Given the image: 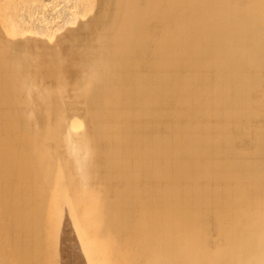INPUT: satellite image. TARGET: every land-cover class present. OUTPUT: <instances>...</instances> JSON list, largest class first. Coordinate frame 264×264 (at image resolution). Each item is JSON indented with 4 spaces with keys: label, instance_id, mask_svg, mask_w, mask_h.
<instances>
[{
    "label": "bare ground",
    "instance_id": "1",
    "mask_svg": "<svg viewBox=\"0 0 264 264\" xmlns=\"http://www.w3.org/2000/svg\"><path fill=\"white\" fill-rule=\"evenodd\" d=\"M11 1L22 4L0 0L2 28ZM91 2L63 7L76 13L55 44L41 39L51 16L15 45L0 27V127L27 151L42 138L47 160L38 223L21 232L2 161L21 158L7 161L20 170L6 162L19 189L40 165L16 157L11 138L3 148L0 128V264H264V0H97L86 18ZM79 40L99 44L94 60L79 43L77 61Z\"/></svg>",
    "mask_w": 264,
    "mask_h": 264
},
{
    "label": "rangeland",
    "instance_id": "2",
    "mask_svg": "<svg viewBox=\"0 0 264 264\" xmlns=\"http://www.w3.org/2000/svg\"><path fill=\"white\" fill-rule=\"evenodd\" d=\"M21 1H22V4H20V3H15V2H13V1H11V2H10V3H11L10 5H9V3H8V4L6 3L7 6H6V5H2V9L5 7L7 10H9V11H7V10H5V8H4L3 10H1V11H3V13H4V19L6 18L5 20H7V21H6V23L4 24L5 27L3 26V28H2V26H0V27L3 29V31H1V32H2L1 34H2V35L5 34V37H7V40H10L9 42L7 41L8 44H11V42H12V45H13V42H14V41L21 40L22 37L24 36L23 38H25L26 35L29 36V37H33V38H34V37H38V34L35 35V33H37L36 31H38V29L40 28V27H39L40 25L37 24L36 22H38V21L40 22L41 19L44 18V17H46V16H47V17L51 16L52 24H53V25L51 26V28H49L51 31H50V30H47L46 33H45L46 35H45V36L42 35L41 39H44V38L47 39L46 41L49 42L50 45H51V43H52V44H55V43H56V36H59V31H60V30H58L57 27H61V24L64 26L63 23H66L67 21L69 22V19H70V17H71V15H70L71 12L73 13V12L75 11L74 9H76V8L78 9V6H77L78 4L75 3V0H73L74 2H73L72 0H71L72 2H71V1H70V2H67V1H69V0H66V1H65V0H47L48 4H47L46 6H44L45 8L43 7V4H41L40 2H38L39 0H37L35 3H33V5L35 6V5L37 4V5H40V6H37V5H36L35 7H34L32 4L29 5V1H30V0H21ZM49 1H50V2H49ZM55 1H56V2H55ZM91 1H92V2L90 3L91 5L89 4L88 8L85 7V9L87 8V10H88V12H87V15H88V16L86 15V16H85L86 18H89V17L91 18V17H93V14L96 15V13H95V9H96V4H97L96 1H97V0H96L94 3H93V0H91ZM5 2H6V1H5ZM25 2H26V5H27V6L25 5V7H24ZM27 2H28V4H27ZM14 3H15V6H14ZM39 3H40V4H39ZM68 3H69V4H71V3L74 4V3H75V7H76V8L73 7L74 9H72V10H74V11L69 10V9H71V8H69V9L66 8V7H69V4H68ZM12 4H13V6H12ZM18 4H19V5H18ZM55 4H56V5H55ZM67 4H68V6H67ZM16 5H17V6H16ZM20 5H22L21 8H19ZM28 5H29V6H32V8H31V9H30V7L28 8ZM65 5H66V7H65L64 9H65V10L68 9V13H66V15H65L64 13L67 12V10L65 11V10L63 9V7H64ZM3 6H4V7H3ZM9 6H10L11 8H10ZM52 6H53V7H52ZM90 6H91V7H90ZM15 7H16V10H15ZM17 7H18V8H17ZM26 7H27L28 10L26 9ZM55 7H56V8H55ZM22 8H24V9H26V10H23ZM35 8H36V9H35ZM21 9H22V10H21ZM33 9H34V10H33ZM43 9H44V10H43ZM49 9H50V10H49ZM60 9H61V10L63 9V11H61ZM93 9H94V10H93ZM4 10H5L6 14H5ZM10 10H11V11H10ZM12 10H13V11H12ZM17 10H18V12H19V10H20V12L18 13ZM36 10H37V11H36ZM50 11H51V12H50ZM58 11H59V12L61 11V12L59 13ZM8 12H9L11 15L13 14L12 16L15 15L14 17H15L16 19L14 20V17L12 18L11 15H9ZM12 12H13V13H12ZM14 12H15V13H14ZM16 12H17L19 15H18ZM22 12H23V13H22ZM48 12H49V13H48ZM56 12L59 13L58 16H57V13H56ZM96 12H97V11H96ZM7 13H8V14H7ZM20 13H21L22 15H21ZM75 13H76V11H75ZM16 14L18 15L17 17H16ZM51 14H52L53 16H52ZM60 14H61V16H62L63 14H64V15L61 17ZM106 14H107V13H106ZM43 15H44V16H43ZM69 15H70V16H69ZM6 16H7V17H6ZM9 16H10V17H9ZM21 16H22V17H21ZM27 16H28V17H27ZM31 16H33V17H32V20H30V19H31ZM34 16L36 17L35 19H33ZM40 16H42L41 19H39ZM55 16H56V17H55ZM64 16H65V17H64ZM81 16L83 17V15H81ZM19 17H20V18H19ZM23 17H24V19H23ZM25 17H26V19H25ZM29 17H30V18H29ZM37 17H39V18L37 19ZM53 17L57 18V19H56L57 21H56V20L54 21V18H53ZM58 17H60L59 20H58ZM68 17H69V19H67ZM82 17H81V18H82ZM85 17H84V18H85ZM62 18H64L63 21H62ZM84 18H83V19H84ZM86 18H85V19H86ZM11 19H12V21L14 20V25H17V27L14 28L13 26H10L9 21H11ZM17 19H18V20H17ZM22 19H23V22H22ZM65 19H67L66 22H65ZM16 20H17V21H16ZM24 20H25V21H24ZM28 20H29V21H28ZM34 20H35V21L37 20V21H36V22H33ZM20 21H21L22 23H21ZM26 21H27V23H29V24H24V23H26ZM15 22H19V23L16 24ZM31 22H32V24H34V25H32ZM68 22H67L66 24H68ZM96 22H97V21H96ZM59 23H60V24H59ZM18 24H23V26H22V25L20 26V25H18ZM30 24H31V26H30ZM66 24H65V26H66ZM94 24H95V23H94ZM36 25H37L38 27H35ZM70 25L72 26L71 23L69 24V27H70ZM108 25H109V24H108ZM18 26H20V27H18ZM65 26H64V27H65ZM74 26H75V25H74ZM98 26H99V27L96 28V32H95V34H96L98 37H96V35L94 36V34H92V35L94 36V37H93L94 39H95V37H96V38L99 40V39H100L99 35H101V33H97V30L100 29V31H101V27H103V29H105V27H106L107 25L105 26V24H102L101 27H100V25H98ZM104 26H105V27H104ZM12 27H13V28H12ZM22 27L24 28V30H23ZM30 27H31L32 29H31ZM53 27H54V28H53ZM95 27H96V25H95ZM107 27H108V26H107ZM107 27H106V28H107ZM109 27H110V25H109ZM109 27H108V28H109ZM4 28H5V29H4ZM7 28H8V29H9V28H12V29H11L10 31H5ZM19 28H20V29H19ZM21 28H22V29H21ZM36 28H37V29H36ZM67 28H68V25H67ZM26 29H27V30H26ZM40 29H41V28H40ZM109 29H111V28H109ZM109 29H108L107 31H110ZM55 30H56V31H55ZM105 30H106V29H105ZM31 31H32V32H31ZM34 31H35V33H34ZM53 31H54V32H53ZM93 31H94V30H93ZM100 31H98V32H100ZM48 32H49V33H48ZM101 32H102V31H101ZM111 32H112V30H111ZM3 33H4V34H3ZM20 33H21V34H20ZM32 33H34V35H33ZM87 33H88V32H87ZM89 33H90V32H89ZM52 34H53V35H52ZM55 34H57V35H55ZM98 34H99V35H98ZM102 34H103V32H102ZM111 34H112V33H111ZM113 34H114V33H113ZM53 36H54V37H53ZM8 37H10V38L8 39ZM29 37H28V38H29ZM49 37H50V38H49ZM86 37H87V36H86ZM88 37H89V39H90L91 36L89 35ZM20 38H21V39H20ZM101 38H102V37H101ZM45 39H44V40H45ZM54 39H55V40H54ZM94 39H93L92 44H93L94 42H95V43L98 42V40H96V39L94 40ZM112 39H113V37H112ZM81 40H84V42L82 41L83 44L87 43V46H88V44H89L88 41L90 42L91 39H90V40H85V37H84V39H81ZM81 40H79L78 42L74 41L76 44L73 42L71 45H74V47H76L75 45H77V44L79 45V43L81 42ZM21 41H22V40H21ZM85 41H87V42H85ZM96 41H97V42H96ZM103 41H104V40H103V38H102V39H101V43H103ZM22 42H23V41H22ZM22 42H21V43H22ZM53 42H55V43H53ZM44 43H46V42H44ZM90 43H91V42H90ZM98 43L100 44V42H98ZM105 43H106V42L104 41L103 45L100 46L99 44H95V46H96V45H97V46L99 45L100 49L103 50V47H104V44H105ZM15 44H18V41H17V42H14V45H15ZM81 44H82V43H80V45H81ZM78 45H77V46H78ZM85 45H86V44H85ZM92 46H93V45H90L89 47H91V48H88V49H91V50H88L87 47L85 48L84 45H83V46L81 45V46H79V47H81L82 50L85 48L84 50H85L87 53H88V51H89V52L91 53V55H89L90 53H88L89 57H88V56H87V57L90 58V56H92V55H96L97 53H95V52L98 51L97 49H95V48H98L97 46H96L95 48H94V46H93V47H92ZM102 46H103V47H102ZM106 46H107V44H106ZM106 46L104 47V49H105V52H104L105 55H104V53H102L103 51H100V52L98 51V53H101V54H102V56H101V55H97V56H98L97 58H98L99 60H100L99 57H103V56H104V58H105V57L107 58L108 55L106 54V52H107L108 50L106 49ZM109 46H110V45H109ZM50 47H51V46H50ZM79 47H76L77 50H79ZM83 47H84V48H83ZM101 47H102V48H101ZM52 49H53V48H52ZM81 49H80V50H81ZM86 49H87V50H86ZM98 49H99V48H98ZM100 49H99V50H100ZM20 50H22V49H20ZM50 50H51V49H50ZM72 50L74 51L75 48L72 47ZM80 50H79V51H80ZM82 50L80 51V53H79V51H77L78 54H80V56H79L78 59H77V55H76L77 53L74 54V55L76 56L75 59H77V61H78L79 59L82 58V56H81L82 54H81V53L84 54V52H82ZM94 50H96V51L94 52ZM52 51H54V50H52ZM91 51H92V52H91ZM75 52H76V50L74 51V53H75ZM86 52H85V53H86ZM93 52H94L95 54H92ZM29 53H30V51H29ZM29 53H28V55H29ZM31 53H32V52H31ZM31 53H30V54H31ZM87 53H86V55H87ZM107 53L109 54V52H107ZM26 54H27V53H26ZM32 54H33V53H32ZM58 55H59V54H58ZM111 55H112V54H111ZM111 55H109V56H111ZM113 55L115 56V54H113ZM113 55H112V56H113ZM33 56L36 58V55H33ZM114 56H113V57H114ZM30 57H32V56L30 55ZM30 57H29V58H30ZM57 57H58V56H57ZM59 57H61V56H59ZM59 57H58V59H59ZM84 57H85V56H83V58H84ZM52 58H53V61H54V57H52ZM91 58H92V59H91ZM91 58H90V60H94V57H91ZM109 58H110V57H109ZM114 58H115V57H114ZM30 59L33 60V58H30ZM61 59H62V63H61V61H60V64H63V62H65L67 65H65V63H64V67H66V66H67L66 68H68V66L71 67V65H70L71 63H70L69 61H67V62H66V61H63V59L65 60L64 57L60 58V60H61ZM115 59L117 60V58H115ZM34 60H35V59H34ZM56 60H57V58L55 57V61H56ZM116 60H114V61L116 62ZM53 61H52V63H50V65L52 64V65H51L52 69H53V67H55L56 69L59 68V70H60V68H62L61 70L66 69V68H64V67H61L62 65H61V66L59 65V60H58V63H54ZM33 62L37 64V62H40V61H39V60L37 61V59H36V62H35V61H33ZM73 63H74V62H73ZM73 63H72V64H73ZM39 64H40V63H39ZM41 64H42V63H41ZM58 65H59V67H57ZM37 66H38V64H37ZM39 66H42V65H39ZM51 67L47 68V67L42 66V67H40V70H41L42 72H43L44 70H47V69H50V70H51ZM38 68H39V67H38ZM43 68H45V69H43ZM46 68H47V69H46ZM55 68H54V70H56ZM63 68H64V69H63ZM50 70H49V71H50ZM47 71H48V70H47ZM49 71H48V72H49ZM51 71H52V70H51ZM51 71H50V72H51ZM44 72H45V71H44ZM48 72H46V73H48ZM63 72H65V70H64ZM63 72H60L59 74L57 73V75H59V77L56 75L58 78H56L54 74H50V73H49V74H46V73L43 74V73H42L44 76H43L42 74H41V76L45 78L46 75H53L54 78H55V81H59L58 79H59L61 76H63V77L65 76ZM89 72H90V71H89ZM55 74H56V73H55ZM60 74H63V75L60 76ZM49 77H50V76H49ZM51 77H52V76H51ZM51 77H50V78H51ZM46 79H47V78H45V80H46ZM56 79H57V80H56ZM61 79H62V78H61ZM61 79H60V80H61ZM64 79H65V78H64ZM49 80H50V79H49ZM62 80H63V79H62ZM62 80H61V81H62ZM46 81H48V80H46ZM51 81L53 82L54 80L51 78ZM55 81H54V82H55ZM63 81H64V80H63ZM64 82H65V81H64ZM87 82H88V83H87ZM50 83H51V82H50ZM62 83H63V82H62ZM65 83H66V82H65ZM82 83H86V85H84L85 88H88V89H91V88H92V86H91L89 80H84V81H82ZM65 85H66V84H65ZM87 86H88V87H87ZM105 87H106V86H105ZM108 87H109V86H108ZM110 87H112V86H110ZM113 87H114V86H113ZM106 89H107V87H106ZM108 89H109V88H108ZM108 89H107V90H108ZM111 89H112V88H111ZM112 90H114V89H112ZM112 90L109 89L110 92H112ZM65 93H66V92H64L63 94L65 95ZM64 98H66V97L64 96ZM0 124H1V123H0ZM4 126H5V125H4ZM1 127H2V128H1ZM1 127H0L1 130H2L3 128H5V129L7 128L6 126H5V127L1 126ZM77 127H80V126L77 125ZM5 129H4V130H5ZM1 130H0V131H1ZM4 130H2V133L0 132V133H1V138L3 137L2 134H3ZM5 131H6V130H5ZM23 131H26V132H25L26 135L29 133V132H28L27 130H25L24 128H23ZM23 131H21V134H20V135H22V132H23ZM3 135H4V134H3ZM8 135H9V137L6 138L5 136H8ZM8 135H7V132H6L5 135H4L5 138L3 137L2 140H1V142H2L1 144L3 145V141H4V139H6V141H5V143H4V144H6V145H3V146H2L3 148H4L5 146H7L9 143L13 146V144H12L11 142H9V143L7 142V139H8V138H9V139L11 138L10 141H11V140H12V142L14 141V142H13V143H14V147L16 148V146H17V148H16L17 151H15V149H13L14 152H16V153L18 152V153H19L20 150H22L21 152H23V153L21 154V152H20V154L23 155V156H25V157L22 156V157L24 158V159H23V158H22V159H23V160L27 159L26 161H28V159L31 160V161H29V162H26V164L28 163L27 165H30V163H32L33 166L30 165V167H32V168H35V166H36L37 164L40 165V167H38L37 169H36V168L33 169V170H34V171H33L34 173H33V172H31V171H32L31 168H29V167H25V163H24V161H23L24 164L21 165V167L23 166V167H24V170H26V169L28 168V169H29V172H31V173L34 174V176H33V174L30 176V174H31V173H30L29 176L35 178V181H32V180H34L33 178H32V180L30 179V180H31V183H33V184H29V183H28V184L30 185V186L27 185L28 187H26V188H28V189H25L24 186H23V187L21 186L22 188L19 189V188L17 187L16 184H18V183L21 184V183H22L21 181H19V180H20V177H19V180H18V179H17L16 181L14 180L15 176H16V178H17V176H19V174H18V175H13V174H16V172L10 170L11 172H13V174H12V175L14 176V178H13V176H12L11 174H8V173H7V171H9L8 167H11V166H8V165H10L11 163L13 164V162H11V161L16 160V158L13 157L14 155H13V156L11 155V156L13 157V159L11 160L12 157H9V158H8V156H7V158L11 160V161H10V164H9V163L7 162V161H9V160H8V159L6 158V156H5V158L7 159L6 162L8 163V165H7L6 162H4V160H5L4 157H3L4 160H3L2 158H0V160H1V159L3 160V161H2V164H3V163L6 164V170H7V171H6V175L3 174V172L5 171V168H4V169L2 168V170H1V171H2V172H1V177H2L1 180H5V179H6V180H5L6 182H5V181H3V182L1 181V183H2L1 186L3 185L1 189H2L3 193H5V192L7 193V195H6V197L8 198V199L6 198V201H7V205H6V206H7V208L9 209V211H13V213H14V214H13V216H14V217H13V221H12V223H9V224H10V226L13 225V227H15V228L18 227L19 230H20L21 232H24V231H26V229L29 230V226H31L32 228H34V227L37 225L36 223H38V220H39V219H38V218H39V216H38V212H39L40 209L38 208V206H39V204H40V203H39L40 200L44 197L43 193H44V191H45V184L42 182V180H43V175L45 174V171H44V170L46 169V164H47L46 153H44V152L46 151V149H45L46 147H44V149H42L43 147L41 148V145H39V144H41V141H42V138H40L42 134H39V138H40V139L38 140V144H37V141H34L36 138L38 139V137L35 138V136H33V135L30 134L31 136H33V137L35 138V139H34L33 137L29 136V134L27 135V136L29 137L30 141H34L33 144H34L35 147H33V148H34L33 150L36 149V152H35V151H32V150H31V147L29 146L30 151H32L33 153H31L29 150H28V151H29L30 153H28L27 150H24V148H25L26 146H24L23 149H20L21 144H20V146H19V145H17V143H16V141H18V143L20 142L19 140H17V138H18L19 136H17V138H16V137H11L10 134H8ZM24 136H25V135H24ZM21 137H22V136H21ZM30 137H31V138H30ZM24 138H25V137H23V138H19V139H24ZM32 138H33V139H32ZM9 139H8V141H9ZM15 139H16V140H15ZM27 139H28V138H27ZM29 139H28V140H29ZM24 140H25V142H26V139H24ZM28 140H27V141H28ZM39 141H40V142H39ZM43 141H44V140H43ZM6 142H7L8 144H7ZM25 142H24V143L22 142V143L25 144ZM35 142H36V144H35ZM1 144H0V146H1ZM15 144H16V146H15ZM27 144L29 145L30 143H27V142H26V145H27ZM31 144H32V143H31ZM33 144H32V145H33ZM44 145L46 146V144H44ZM12 146L9 145L7 148L5 147L6 150L8 149V152H9V153H10V151H9V147L12 148ZM18 146H19V147H18ZM36 146H37V147H36ZM38 146H39V147H38ZM2 147L0 148V149H1L0 151H1L2 153H3V152L5 153V151H4L5 149L3 150ZM26 148L28 149V146H27ZM26 148H25V149H26ZM38 148L41 149V151H40ZM19 149H20V150H19ZM37 149H38V150H37ZM11 150H12V149H11ZM13 150H12V151H13ZM23 150L26 151V152H24ZM42 150H43V151H42ZM37 151H39V152L37 153ZM8 152H7V154H8ZM2 153H1V154H2ZM4 153H3V156H4ZM12 153H13V152H11V154H12ZM18 153L16 154V157H20V155H19ZM24 153H25V154H24ZM27 153H28V154H31V155H30L31 157H30L29 155H27V156H28V158H27V156H26ZM39 153H41V156H43V158L40 156ZM1 154H0V155H1ZM14 154H15V153H14ZM32 154H33V156H32ZM34 154H35V155H34ZM42 154H43V155H42ZM8 155H9V154H8ZM17 155H18V156H17ZM38 155L40 156V158H42V160L38 157ZM44 155H45V156H44ZM1 156H2V155H1ZM1 156H0V157H1ZM35 156H36L37 158H36ZM29 157H30V158H29ZM32 157H34V160H33ZM17 159H18V158H17ZM20 159H21V158H19V160H16V161H17V162H18V161L20 162ZM36 159L39 160V162H38ZM43 159H44V160H43ZM35 160H36V161H35ZM40 160H41V162H40ZM21 161H22V160H21ZM34 161L37 162V163H35ZM42 161H43V162H42ZM44 161H45V162H44ZM20 163H21V162H20ZM34 163H35V164H34ZM41 163H42V164H41ZM0 164H1V162H0ZM2 164H1V165H2ZM1 165H0V167H1ZM13 165H15V167H13ZM13 165H12V169L15 170V168H17V167H16L17 165H16V164H13ZM18 165L20 166L19 163H18ZM34 165H35V166H34ZM39 165H37V166H39ZM7 166H8V167H7ZM37 166H36V167H37ZM2 167H4V166L2 165ZM19 168H20V167H19ZM19 168H17V170H20ZM44 168H45V169H44ZM0 169H1V168H0ZM10 169H11V168H10ZM22 169H23V168H22ZM30 169H31V171H30ZM38 169H39L40 171H39ZM41 169H42V170H41ZM3 170H4V171H3ZM36 170L39 171V172L37 173L38 175L35 174V172H37ZM15 171H16V170H15ZM11 172H10V173H11ZM17 172H18V171H17ZM20 172H21V171H20ZM20 172H19V173H20ZM23 172H24V171H22V174H23ZM25 172H28V170L25 171ZM4 173H5V172H4ZM39 173H40V174H39ZM26 174H27V173H26ZM26 174H25V175H26ZM41 174H43V175H41ZM7 175L11 176V178H13V179L10 180V178H9ZM39 175H40V176H39ZM29 176H28V175H27V177L25 176V177L27 178V180H29V179H28ZM35 176H38V177H35ZM4 177H6V178H4ZM7 177H8L9 179H8ZM22 177H24V175H23ZM30 177H29V178H30ZM21 179H22V178H21ZM23 179H25V178H23ZM41 179H42V180H41ZM9 180H10V181H13V183L10 182ZM37 180H38V181H37ZM14 181H15V182L18 181V182H17L16 184H14ZM25 181H26V180H24L23 182H25ZM38 182H39V183H38ZM3 183H4V184H3ZM7 183H8L9 185H8ZM11 183H12V184H11ZM25 183H26V182H25ZM25 183H24V184H25ZM10 184H11L12 186L15 185V186L13 187V189L8 187V186H10ZM13 184H14V185H13ZM20 184H18V186H19ZM26 184H27V183H26ZM35 184H37V187H36ZM40 184H41V185H40ZM6 185H7V186H6ZM22 185H23V183H22ZM33 185H34V186H33ZM12 186H11V187H12ZM25 186H26V185H25ZM4 187H5V188L7 187V188L9 189V191H8L7 188H6V190H5ZM19 187H20V186H19ZM3 188H4V190H3ZM14 188H15V189H14ZM17 189H18L19 191H18ZM22 189H23V190L25 189L26 191H23ZM38 189H39V190H38ZM20 190H21V191H20ZM28 191H29V192H28ZM39 191H40V192H39ZM9 192H11V193H9ZM24 192H25V193H24ZM72 192H73V191H71V194H72ZM8 193H9V194H8ZM19 193H20V194H19ZM30 194H31V195H30ZM8 196H9V197H8ZM18 196H19V197H18ZM23 196H24V197H23ZM10 197H11V198H10ZM16 197H17V198H16ZM29 197H30V198H29ZM35 197H36V198H35ZM20 198H22V199L20 200ZM33 198H34V199H33ZM13 199H14V200H13ZM30 199H31V200H30ZM12 200H13V201H12ZM17 200H18V201H17ZM9 201H10V202H9ZM31 201H33V202H31ZM30 202H31V203H30ZM34 202H35V203H34ZM8 203H9V204H8ZM36 203H37V204H36ZM15 204H16V205H15ZM17 204H18V205H17ZM25 204H26V205H25ZM11 205H12V206H11ZM9 206H11V207H9ZM33 206H34V207H33ZM13 207H14V208H13ZM30 207H32V209H31ZM7 208H6V209H7ZM36 208H37V209H36ZM21 209H22V210H21ZM34 209H35V211H34ZM14 210L16 211V213L14 212ZM31 210H32V212H31ZM17 211H19V212H17ZM36 211H37V212H36ZM30 212H31V213H30ZM33 212H34V213H33ZM32 213H33V214H32ZM33 217H34V218H33ZM14 218H15V219H14ZM27 219H28V220H27ZM32 219H33V220H32ZM35 220H37V221H35ZM22 221H23V222H22ZM31 222H32V223H31ZM18 223H19V224H18ZM21 227H22V228H21ZM20 228H21V229H20ZM23 230H24V231H23Z\"/></svg>",
    "mask_w": 264,
    "mask_h": 264
}]
</instances>
